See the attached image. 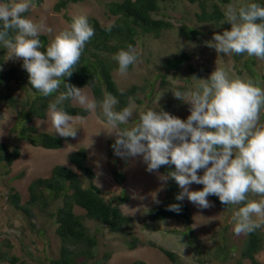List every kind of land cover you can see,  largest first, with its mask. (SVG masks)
Listing matches in <instances>:
<instances>
[{
    "label": "clouds",
    "instance_id": "9594fccd",
    "mask_svg": "<svg viewBox=\"0 0 264 264\" xmlns=\"http://www.w3.org/2000/svg\"><path fill=\"white\" fill-rule=\"evenodd\" d=\"M225 4L228 5L223 9L224 20L220 26L227 23L231 27L222 34H214L206 42V46L215 49L218 55L247 54L264 61V5L253 2L237 9L228 2ZM35 7L34 0L0 2V45L7 49L8 60H22V68L29 75V83L40 96L47 98L59 93L47 108V118L58 136L75 138V122L85 121L97 109L111 129L127 125V128H120L115 132L106 131L109 136L116 137L112 145L116 156H142L149 173H158L161 166H175L174 171L159 175L158 178L166 184L169 180L176 182L182 190L175 197L177 201L187 198L198 208L208 209L214 206L211 200L220 208L209 198L215 196L226 208L232 206L230 209H233L237 206L232 217L236 235H248L264 228V124L260 122L264 111V87L260 86L258 80L239 77L230 79L228 73L219 67L211 75L208 70L210 77L207 79L193 77L201 81L195 89L187 86L172 92L176 99L190 105V115L186 120L149 105L142 111L140 107H135V112L136 109L139 111L138 122L130 128L128 123L134 115L131 102L137 93L131 96L129 106L117 111L119 100L111 93H106L102 100L97 101L89 87L79 88L65 82V78L73 75L86 45L95 35V29L88 18L83 15L74 16L69 27L51 42L49 40L46 50L42 51L45 44L40 37L52 30L47 27L43 17L35 21L25 16V13ZM112 27L109 23L107 31L111 32ZM96 52L98 55H107L99 49ZM113 59L118 63V67L115 66L112 72L115 82L114 72L117 73L118 70L117 74L126 76L132 65L142 62L140 51L132 44L127 45L126 49H120ZM167 71L175 72L176 75L180 72L170 69ZM161 73V80L166 81L165 71ZM185 81L190 84V80ZM62 84L64 91H60ZM133 87L138 90L143 88ZM133 87L119 89L128 91ZM147 94L150 96L151 92ZM68 100L82 106L89 113L87 117L70 115L62 106ZM138 102L141 103V99L138 98ZM65 143H69L68 140ZM76 150L78 149L74 151ZM64 166L73 169L70 163ZM73 170L77 171L76 168ZM200 170H203V175L198 174ZM192 184L203 185V188L191 191ZM123 185L119 186L122 188ZM123 191L127 192L130 201L128 191L125 188L121 190ZM250 194L259 199H250ZM126 204L122 206L126 207ZM166 210L180 214L182 206L175 203ZM127 230L128 228H123L121 233L130 236L126 241H131L134 235ZM141 246L147 245L138 244L136 249L130 250L135 251ZM17 264H21V261Z\"/></svg>",
    "mask_w": 264,
    "mask_h": 264
},
{
    "label": "rangeland",
    "instance_id": "374dc122",
    "mask_svg": "<svg viewBox=\"0 0 264 264\" xmlns=\"http://www.w3.org/2000/svg\"><path fill=\"white\" fill-rule=\"evenodd\" d=\"M60 0H42L37 3L36 7L29 10V18L39 21L42 17L47 27L51 28L50 33H44L50 42L54 40L56 35L67 29L70 25L69 18L83 15L88 18L89 23L92 20H98L103 26L113 24L115 17L109 15L107 4L109 2L123 0H84L77 4H71L65 10L57 11L56 5ZM253 0H231L232 4L237 9ZM0 2H4L0 0ZM208 5L209 9L213 4H217L220 8L228 4L222 0H199V2L191 3L189 0H177L172 4H161L165 13L174 25V29L164 33L160 40H145L144 43L137 47L141 53L142 62L132 65L126 76H121L114 72L115 80L120 89L125 90L133 86L143 87L137 91L131 102L133 107V119L128 123L131 127L138 122L139 111L135 107H140L141 110L149 107H157L161 103L167 104L171 102L170 108L172 115L186 120L190 115L187 103L176 99L173 91L182 87L195 89L199 86L197 79H207L217 67L225 70L230 79L244 78L237 76L236 65L239 68L244 66V63L255 60L256 64L251 66L254 72L258 75V81L261 87H264V61L249 57L247 54L236 64L233 54L218 55L215 49L206 46V42L210 41L214 34H222L224 30H229L230 24L223 25L205 24L199 21L197 14H200L201 5ZM159 19L160 16H154ZM176 18V19H175ZM167 19V18H166ZM178 26L193 27L201 31V35L195 41H186L180 37ZM226 27V28H224ZM49 42V43H50ZM3 53V55H2ZM182 53L191 56L190 62H186L180 72L176 75L175 72H168L164 67V61L168 58L181 56ZM0 71H6L12 66L18 67L22 60H8L7 49H0ZM3 61L1 62V57ZM100 59H107L108 56L99 53ZM194 67L192 75L187 73L189 66ZM165 68V69H164ZM206 69H209L210 75ZM165 71L166 81L165 89L156 92V101L152 100V96L147 93L153 89L149 86L150 82L155 83L156 78H160ZM170 76V77H169ZM248 78V77H245ZM244 78V79H245ZM190 80V84H186L184 80ZM161 80V78H160ZM159 80V82H160ZM184 91V90H181ZM89 93V92H88ZM147 94V95H146ZM21 93H17L20 99ZM141 99V103H137V99ZM75 106H80L73 103ZM82 107V106H81ZM156 109V108H154ZM157 110V109H156ZM19 110L0 104V143L9 142L12 146L16 144L21 146L22 156L14 163L9 175L3 174L0 170V252L8 253L18 257L23 264H50V259H57L60 256L61 241L57 237L55 230L56 225L51 221L50 210L42 208H34L31 210L32 217L26 216L23 212L14 211L9 204V188L14 187L21 194V203L25 206L30 198L28 187L33 180L39 177H49L54 166L69 165L67 162L68 155L75 149L86 148L89 155V165L95 172L96 184L108 195H117L125 188L130 194V201L121 206L126 215L133 216L134 222L128 228L127 232H132V235L142 239L146 243H155L159 247H163L177 256L176 264H250L249 260L242 258V250L244 242L247 240V235L233 234V246L235 250L228 255L227 261H218L215 253L218 247L223 245L222 230L227 224L230 215L228 209H220L214 205L208 209H201L191 203L187 198L184 201L189 205L192 211V228L195 230V238L200 240L201 251L197 249L198 242L189 241V229L186 223L181 219H171L169 221L150 223L145 218V214L149 207L158 205L166 195V183H162L158 178L164 174L162 171L149 173L147 165L143 162L142 156L120 158L114 154V149L110 146L111 142L115 143V135L109 136L106 131H118L119 129H111L105 123V117L100 116V113L95 111L89 114L83 122H75L74 128L77 130L75 138H66L69 143L61 150H46L31 146L30 143L19 140L13 127L18 117ZM35 126L40 131L50 132L53 134L55 130L51 126V121L36 120ZM117 168L125 173L126 180L122 188L116 183L112 174V169ZM73 169H75L73 167ZM24 172L23 177H19L20 173ZM203 175V170L198 172ZM84 186L88 185L89 181L83 179ZM203 185L192 184L191 191L202 190ZM252 196V195H251ZM253 199H259L258 196H253ZM237 210V206H234ZM81 213L80 210H76ZM231 211V210H230ZM229 213V214H228ZM233 216V215H230ZM92 232L96 231V223L86 221ZM148 223L151 228L145 227ZM234 232V231H233ZM130 236L119 233L106 232L104 237L100 239L97 252V264H131L134 260L145 261L147 264H175L171 263L160 250L141 246L137 250L132 251L126 245V239ZM12 246V247H9ZM202 253V254H201ZM106 254H110V258H106ZM260 264H264V239L262 249L256 255ZM10 264V263H3Z\"/></svg>",
    "mask_w": 264,
    "mask_h": 264
},
{
    "label": "trees",
    "instance_id": "16d2710c",
    "mask_svg": "<svg viewBox=\"0 0 264 264\" xmlns=\"http://www.w3.org/2000/svg\"><path fill=\"white\" fill-rule=\"evenodd\" d=\"M3 1L7 2V0ZM34 1L37 3L42 2V0ZM83 1L60 0L56 5V10L58 12L65 10L69 5ZM176 1L123 0L121 2H109L105 13L108 12L109 15L115 17L112 31H107L108 26H103L98 20H92L93 22L90 24L95 29V35L86 45L79 65L73 70V75L71 78H65V82L79 88L89 87L97 101L102 100L106 93H111L119 100V103L116 105L117 111L129 106L130 98L137 93L138 88L133 87L128 91H121L119 89L112 76L113 69H115V66L118 67V63L113 59V56L120 49H126L129 44L138 47L147 39L149 41L160 40L165 32L173 30L175 25L168 20L169 16L163 11L166 7L163 8L161 4H172ZM189 1L191 3L199 2V0ZM223 2L230 3V0H223ZM253 2L264 5V0H253L249 3ZM204 4L203 2L201 5V13L197 14L199 21L205 24L220 25L221 21L224 20L223 9L219 5L213 4L210 10L209 6ZM28 15L29 12L25 13V16L28 17ZM155 15L161 18H155ZM68 20L72 22V18ZM178 33L181 38L188 42L197 40L201 35L200 30L188 26H178ZM40 39L45 44V49H42V51H45L49 44V39L43 34ZM1 48L2 45H0ZM98 49L107 53L108 60L98 57V53L96 52ZM244 56L245 54H233L236 64ZM190 60L191 56L189 54L182 53L179 57L166 59L163 64L166 69L179 71ZM2 61L3 56L1 57ZM22 63L18 67L12 66L6 71H0V104L19 110L13 127V133L16 134L19 140L29 142L34 147L61 150L64 147L65 141H67L66 138L50 132L40 131L34 124L36 120H46L48 104L54 102L59 93H55L47 98L40 96L35 89H32L29 83V75L22 68ZM251 63L253 67L256 64L255 60H253L250 63H244L242 68L236 65L237 76L248 77L245 79L250 78L253 81H257L258 75L254 72ZM208 70L206 69L205 71L208 72ZM159 71L161 72L162 70ZM193 72L194 67L190 65L187 73L191 75ZM155 78V83H152V85L149 83V86H152L153 89L156 87V90H151L153 103L156 101V92L164 90L166 84L164 80ZM196 81L199 84L201 83L199 80ZM64 90L62 84L60 91ZM17 93H21L20 99L17 97ZM33 96L36 98L33 99ZM170 105L171 102L167 104L161 103L156 108L158 111L163 110L172 114ZM62 106L73 116L80 114L87 117L89 114L82 107L73 105L71 100L65 101ZM260 122L264 124V111L261 113ZM120 128H127V125H120ZM113 144L114 142H111L110 146ZM21 156L22 150L20 145L16 144L12 146L9 142L0 143V170L3 174L9 175L14 163ZM69 163L77 171L68 166L56 165L51 170L49 177H39L33 180L28 187L30 198L26 206L21 203V194L14 187H10L9 204L14 211L18 210L29 217H32L31 210L34 208L50 210L49 216L51 217V221L56 225L55 233L62 243L59 258L50 259V264H97L96 256L99 242L106 232L119 233L121 229L129 228L134 221L132 216L126 215L121 210V206L129 201V196L126 191L121 192L119 195L108 196L96 185L95 173L88 164V152L85 148L72 152L69 156ZM160 170L167 174L169 171H174L175 166H161ZM112 174L119 185L124 184L126 176L123 171L115 167L112 169ZM23 176L24 172L20 173L19 177ZM83 179L89 181L88 185L84 186ZM181 191L174 180H169L166 186L165 197L158 205L147 210L145 218L154 223L181 219L189 229V241L195 243V240H197L199 245L197 249L199 250L202 246L199 244L200 240L195 238V230L191 227L193 217L190 207L184 200L177 201L175 199ZM209 198L220 208L228 209L230 215H233L235 209H230L232 206L226 208L217 197L210 196ZM249 198L253 199V194H250ZM175 203H179L182 206L180 214L166 210L169 205ZM77 209L81 213H78ZM230 215H228L230 219H228L227 224L222 230L223 245L218 247L215 253L218 261H227L229 259L228 255L235 250L233 246V234H231V232L234 233L235 222L232 219L233 216ZM86 221L96 223L95 232L91 231ZM145 227L147 229L151 228L148 223H146ZM263 239L264 228L257 229L255 232L248 234L247 240L244 242L242 258L249 260L250 264H260L256 255L262 249ZM125 243L132 250L136 249L138 244H149V246L159 248L171 262H177L175 253L159 247L153 242L146 243L142 239L133 236L131 241H126ZM200 252L199 250V254ZM105 257L110 258V254H106ZM19 260L14 255L0 252V264H17ZM133 264L147 263L136 261Z\"/></svg>",
    "mask_w": 264,
    "mask_h": 264
},
{
    "label": "crops",
    "instance_id": "0c3cea01",
    "mask_svg": "<svg viewBox=\"0 0 264 264\" xmlns=\"http://www.w3.org/2000/svg\"><path fill=\"white\" fill-rule=\"evenodd\" d=\"M66 144V143H65ZM64 147H65V145H64ZM67 160H68V158H67Z\"/></svg>",
    "mask_w": 264,
    "mask_h": 264
}]
</instances>
